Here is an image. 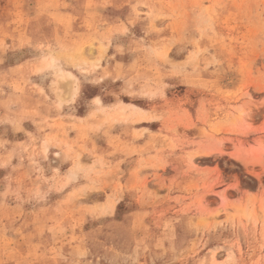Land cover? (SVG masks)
<instances>
[{"label": "rangeland", "instance_id": "374dc122", "mask_svg": "<svg viewBox=\"0 0 264 264\" xmlns=\"http://www.w3.org/2000/svg\"><path fill=\"white\" fill-rule=\"evenodd\" d=\"M0 264H264V0H0Z\"/></svg>", "mask_w": 264, "mask_h": 264}, {"label": "bare ground", "instance_id": "6f19581e", "mask_svg": "<svg viewBox=\"0 0 264 264\" xmlns=\"http://www.w3.org/2000/svg\"><path fill=\"white\" fill-rule=\"evenodd\" d=\"M254 150H256V147H250V149H247V150L236 149L235 151H232V152H233L234 157H236L238 160H240L245 165H252L254 163V159L247 156L248 155L247 152H254ZM241 151H244V152H241Z\"/></svg>", "mask_w": 264, "mask_h": 264}]
</instances>
